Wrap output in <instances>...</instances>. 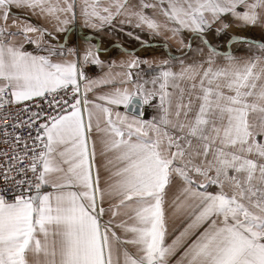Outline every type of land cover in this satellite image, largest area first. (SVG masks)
<instances>
[{
    "label": "snow or ice",
    "instance_id": "6c2138e0",
    "mask_svg": "<svg viewBox=\"0 0 264 264\" xmlns=\"http://www.w3.org/2000/svg\"><path fill=\"white\" fill-rule=\"evenodd\" d=\"M0 264H264V0H0Z\"/></svg>",
    "mask_w": 264,
    "mask_h": 264
},
{
    "label": "crops",
    "instance_id": "0c3cea01",
    "mask_svg": "<svg viewBox=\"0 0 264 264\" xmlns=\"http://www.w3.org/2000/svg\"><path fill=\"white\" fill-rule=\"evenodd\" d=\"M109 39L112 41L118 42L120 44H123L125 46H129V47H136L138 44V42L134 41L132 38L126 37L124 34L113 35V36L109 37ZM155 39L158 41L160 38H155ZM141 54H143V53H141ZM157 54H159V53H157Z\"/></svg>",
    "mask_w": 264,
    "mask_h": 264
}]
</instances>
